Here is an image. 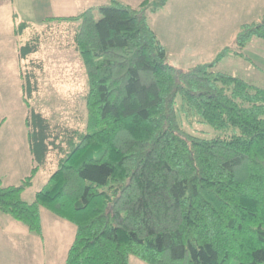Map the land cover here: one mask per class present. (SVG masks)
Returning a JSON list of instances; mask_svg holds the SVG:
<instances>
[{
	"label": "trees",
	"instance_id": "16d2710c",
	"mask_svg": "<svg viewBox=\"0 0 264 264\" xmlns=\"http://www.w3.org/2000/svg\"><path fill=\"white\" fill-rule=\"evenodd\" d=\"M167 1L144 0L135 9L111 0L45 25L78 24L87 122L84 132L53 127L29 110L33 166L18 185L3 186L0 178V213L39 237L41 209L72 224L64 264H129L131 257L144 264H264V89L214 72L228 51L188 71L168 63L145 18ZM27 27L19 24L17 33ZM30 30L18 49L26 103L42 71L29 60L40 45L38 30ZM253 38L264 40V20L243 27L237 50ZM180 112L239 134L189 135ZM53 154L57 169L25 202L23 193Z\"/></svg>",
	"mask_w": 264,
	"mask_h": 264
},
{
	"label": "rangeland",
	"instance_id": "374dc122",
	"mask_svg": "<svg viewBox=\"0 0 264 264\" xmlns=\"http://www.w3.org/2000/svg\"><path fill=\"white\" fill-rule=\"evenodd\" d=\"M120 1L123 5L138 9L142 0ZM89 6H93L92 3ZM96 18H99L98 14ZM145 18L164 47L168 63L177 70L188 71L197 65L210 64L223 51H228V55L214 67V72L239 78L264 89V40L253 38L242 50H237L236 44L244 26L263 22L264 0H168L164 7L155 12L147 10ZM77 25L56 22L49 27H35L40 35L39 51L29 60L41 63L42 71H38V91L27 103L21 80L26 62L19 60L18 74V64H15L10 54L12 50L7 58H1V66L8 72L0 73V118L7 120L10 132L13 129L24 132L23 123L30 109L42 114L53 127L84 132L87 122V83L81 58L74 46ZM31 33V30H27L18 36V47L24 45ZM231 52H238V56ZM179 119L185 133L201 139L239 134L238 129L211 128L198 118L185 116L183 112L179 113ZM7 143L12 147L10 141ZM58 158L51 155L46 166L39 168L32 186L22 195L25 202H32L34 195L46 186L57 169ZM26 162L25 154L0 153V174L7 178L4 186L18 185L28 175L30 169L25 165ZM42 211L44 245L50 251L53 248L58 264H64L75 227L45 209ZM48 215L54 223L48 222ZM133 261L138 259L133 258ZM230 264L238 263L232 261Z\"/></svg>",
	"mask_w": 264,
	"mask_h": 264
},
{
	"label": "crops",
	"instance_id": "0c3cea01",
	"mask_svg": "<svg viewBox=\"0 0 264 264\" xmlns=\"http://www.w3.org/2000/svg\"><path fill=\"white\" fill-rule=\"evenodd\" d=\"M118 1L121 3L120 0ZM143 1L144 0L141 2ZM110 2L111 0H0V73L5 71L8 72V69L1 66V58H7L12 50L10 54L15 64L16 62L18 64L17 73L19 74L18 49L20 46L18 47L19 44L17 45V40L20 41L18 36L30 30V26L37 27L46 25L47 21L51 19L56 20L76 17L89 8H96ZM90 3H92L93 6H89ZM48 23L54 24L56 22ZM19 24H27L29 27L22 32L19 30L17 33V26ZM2 120L4 122H2L0 126V142H2L4 146L0 147V153L27 155V162L25 165L30 169V173L33 161L29 150L27 128L23 123L24 119L22 122L24 125L23 133H19L15 129L10 132L7 120L5 118H0V122ZM16 133L18 135H16ZM8 141L11 142L12 147L8 146ZM0 178L4 186V181L7 179L6 175L0 174ZM42 210L43 209H41L40 212L41 217L43 215ZM46 211H44V214H47ZM48 222L54 223L52 217L49 215ZM43 227L44 226H42V231ZM44 240V232L43 237H39L36 234L34 235L30 233L24 225H21V223L0 213V264H58L55 259L56 255L52 252L53 248H51V251L48 250L46 245H44ZM133 258L134 257H131L129 259V264H144L139 260L136 261V263L133 261Z\"/></svg>",
	"mask_w": 264,
	"mask_h": 264
}]
</instances>
